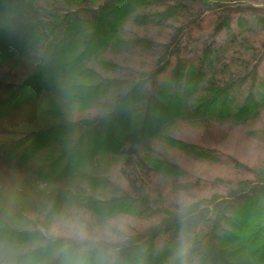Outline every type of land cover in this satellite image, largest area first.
<instances>
[{
    "label": "trees",
    "instance_id": "16d2710c",
    "mask_svg": "<svg viewBox=\"0 0 264 264\" xmlns=\"http://www.w3.org/2000/svg\"><path fill=\"white\" fill-rule=\"evenodd\" d=\"M259 157L264 9L0 0V264H264Z\"/></svg>",
    "mask_w": 264,
    "mask_h": 264
},
{
    "label": "rangeland",
    "instance_id": "374dc122",
    "mask_svg": "<svg viewBox=\"0 0 264 264\" xmlns=\"http://www.w3.org/2000/svg\"><path fill=\"white\" fill-rule=\"evenodd\" d=\"M208 4L220 3L228 5L255 6L264 9V0H204ZM203 38V36H202ZM250 172V177H255L259 181H264V157L256 158L252 163L245 165ZM243 176H246L244 174Z\"/></svg>",
    "mask_w": 264,
    "mask_h": 264
},
{
    "label": "clouds",
    "instance_id": "9594fccd",
    "mask_svg": "<svg viewBox=\"0 0 264 264\" xmlns=\"http://www.w3.org/2000/svg\"><path fill=\"white\" fill-rule=\"evenodd\" d=\"M187 253L186 251H181L180 252V264H188V260H187Z\"/></svg>",
    "mask_w": 264,
    "mask_h": 264
}]
</instances>
